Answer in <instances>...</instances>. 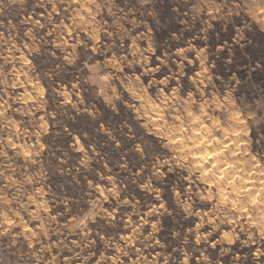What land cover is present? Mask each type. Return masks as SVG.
Listing matches in <instances>:
<instances>
[{
    "label": "rangeland",
    "instance_id": "obj_1",
    "mask_svg": "<svg viewBox=\"0 0 264 264\" xmlns=\"http://www.w3.org/2000/svg\"><path fill=\"white\" fill-rule=\"evenodd\" d=\"M263 184L264 0H0V264H264Z\"/></svg>",
    "mask_w": 264,
    "mask_h": 264
},
{
    "label": "bare ground",
    "instance_id": "obj_2",
    "mask_svg": "<svg viewBox=\"0 0 264 264\" xmlns=\"http://www.w3.org/2000/svg\"><path fill=\"white\" fill-rule=\"evenodd\" d=\"M150 111H151V110H150ZM157 113H158V112H157ZM191 117H192V116H191ZM191 117H190V118H191ZM155 118H156V117H155ZM238 118H239V117H238ZM198 119H199V118H198ZM199 120H200V119H199ZM155 121H156V120H155ZM155 121H154V122H155ZM235 124H236V123H235ZM190 125H191V124H190ZM178 128H179V127H178ZM201 129H202V128H201ZM230 129H231V128H230ZM230 129H229V130H230ZM206 130H208V129H206ZM196 131H197V133H198V130H196ZM202 131H203V130H202ZM202 131H201V133H202ZM193 132H194V131H193ZM193 132H192V133H193ZM207 132H208V131H206V133H207ZM204 133H205V132H204ZM208 133H210V131H209ZM173 134H174V133H173ZM193 134H194V133H193ZM195 135H196V133H195ZM195 135H194V136H191V137H193V138L197 137V136H195ZM200 135L202 136V134H200ZM203 135H204V134H203ZM210 135H211V134H210ZM226 135H227V134H226ZM211 136H212V135H211ZM175 137H176V136H175ZM205 137L207 138V136H205ZM208 137L210 138V136H208ZM193 138H192V139H193ZM201 138H202V137H201ZM209 138H208V139H209ZM192 139H191V140H192ZM195 139H198V137L195 138ZM195 139H194V140H195ZM203 139H205L204 136H203L202 140H203ZM194 140H193V141H194ZM205 140H207V139H205ZM217 140H218V139H217ZM172 141H173V140H172ZM198 141H199V140H198ZM198 141H197V142H198ZM218 141H219V140H218ZM167 142H168V141H167ZM191 142H192V141H191ZM191 142H190V143H191ZM199 142H200V141H199ZM199 142H198V143H199ZM208 142H209V141H208ZM169 143H170V142H169ZM194 143H195V141H194ZM204 143H205V142H204ZM206 143H207V142H206ZM191 144L193 145V143H191ZM202 144H203V141H202ZM210 144H211V143H210ZM199 145H201V143H200ZM208 146H209V145H208ZM212 146H213V145H212ZM214 147H215V145H214ZM171 148H172V146H171ZM196 148H197V147H196ZM196 148L193 150V152L196 150ZM198 148L200 149V147H198ZM206 148H207V147H206ZM211 148H213V147H211ZM192 149H193V147H192ZM203 149H204V148H203ZM206 150H207V149H206ZM202 151H203V150H202ZM190 152H191V151H190ZM197 152H198V150L195 151L196 156H197ZM199 152H201V151H199ZM205 152L209 153V150H207V151H205ZM203 154H204V153H203ZM213 154H214V153H213ZM217 154H218V153H217ZM220 154H222V153H220ZM208 155H209V154H207V156H208ZM215 155H216V154H215ZM204 156H205V155H204ZM204 156H203V157H204ZM216 156H217V155H216ZM216 156H215V158H216ZM197 157H200V156H197ZM212 157H213V156H212ZM178 158H179V157H178ZM208 158H209V157H208ZM204 159H205V158H204ZM209 159H210V160H208V161L214 160V159H211V158H209ZM219 159H221V158H219ZM200 160H201V159H200ZM200 160H199V161H200ZM222 160H223V159H222ZM205 161H206V160H205ZM216 161H217V158H216ZM218 161H221V160H218ZM211 162H213V161H211ZM191 163H192V162H191ZM191 163H190V164H191ZM200 163H201V166H202V162H200ZM203 163H204V162H203ZM206 163H207V162H206ZM223 163H224V162H223ZM198 164H199V163H198ZM212 164H213V163H212ZM212 164H211V165H212ZM219 164H220V163H219ZM226 164H227V162H226ZM208 165H209V164H208ZM211 165H210V166H211ZM238 165H239V164H238ZM229 166H230V165H229ZM239 166H240V165H239ZM191 167H192V166H191ZM203 167L206 168L205 165H204ZM208 167H209V166H208ZM211 167H212V166H211ZM243 167H244V166H242V168H243ZM231 168H232V166H231ZM235 168H237V167H235ZM191 169H192V168H191ZM237 169H238V168H237ZM217 170H218V169H217ZM226 170H228V169H226ZM199 171H200V170H199ZM205 171H206V170H205ZM215 171H216V170H215ZM228 171H229V170H228ZM233 171H235V170H233ZM236 171H237V170H236ZM250 171H251V170H250ZM217 172H218L219 175L221 176V173L219 172V170H218ZM217 172H215V173L218 175ZM238 172H239V171H237V173H238ZM224 173H225V172H224ZM235 173H236V172H235ZM237 173H236V174H237ZM239 173H240V172H239ZM243 173H244V171H243ZM231 174H232V172H231ZM233 174H234V172H233ZM224 175H226V173H225ZM229 175H230V174H229ZM229 175H228V176H229ZM220 176H219V177H220ZM241 176H242V175H241ZM248 176H249V173H248ZM217 177H218V176H217ZM230 177H231V176H230ZM236 177H237V176H236ZM243 177H244V175H243ZM243 177H242V178H243ZM239 178L241 179V177H239ZM219 179H220V178H218V181L221 180V179H220V180H219ZM229 179H231V178H229ZM233 179H234V178H233ZM248 179H249V178H248ZM222 180H223V179H222ZM245 180H246V179H245ZM251 182L253 183V180H252ZM251 182H249V183H251ZM244 183H245V182H244ZM255 184H256V183H255ZM255 184H254V185H255ZM263 185H264V184H263ZM211 186H212V185H211ZM250 186H251V184H250ZM255 186H257V185H255ZM245 187H246V186H245ZM245 187H244V189H245ZM247 187H248V185H247ZM248 188H249V187H248ZM240 189H241V186H240ZM245 190H247V189H245ZM245 190H244V191H245ZM249 190H250V189H249ZM252 190H253V189H252ZM252 190H251V191H252ZM256 190H257V189H256ZM244 191H243V192H244ZM251 191L248 192V193L250 194ZM245 192H246V191H245ZM245 192H244V193H245ZM248 193H247V194H248ZM241 202H242V201H241ZM231 207H232V206H231Z\"/></svg>",
    "mask_w": 264,
    "mask_h": 264
},
{
    "label": "trees",
    "instance_id": "obj_3",
    "mask_svg": "<svg viewBox=\"0 0 264 264\" xmlns=\"http://www.w3.org/2000/svg\"><path fill=\"white\" fill-rule=\"evenodd\" d=\"M99 123V122H98ZM103 123L105 126H108L107 122L103 120ZM98 125V124H97ZM72 132L76 131L79 135H81V132H79L80 130H76V128H71ZM90 141V140H89ZM91 142H85V145H89ZM71 195H74L73 190H71Z\"/></svg>",
    "mask_w": 264,
    "mask_h": 264
}]
</instances>
